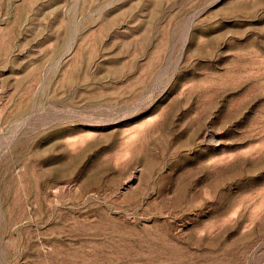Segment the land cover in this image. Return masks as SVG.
Here are the masks:
<instances>
[{
	"label": "rangeland",
	"instance_id": "374dc122",
	"mask_svg": "<svg viewBox=\"0 0 264 264\" xmlns=\"http://www.w3.org/2000/svg\"><path fill=\"white\" fill-rule=\"evenodd\" d=\"M0 264H264V0H0Z\"/></svg>",
	"mask_w": 264,
	"mask_h": 264
}]
</instances>
